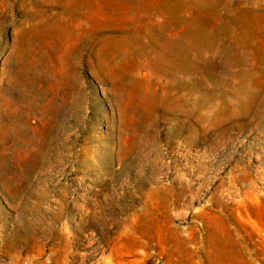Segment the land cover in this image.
I'll list each match as a JSON object with an SVG mask.
<instances>
[{
    "label": "rangeland",
    "instance_id": "rangeland-1",
    "mask_svg": "<svg viewBox=\"0 0 264 264\" xmlns=\"http://www.w3.org/2000/svg\"><path fill=\"white\" fill-rule=\"evenodd\" d=\"M0 78V264H264V0H0Z\"/></svg>",
    "mask_w": 264,
    "mask_h": 264
},
{
    "label": "bare ground",
    "instance_id": "bare-ground-1",
    "mask_svg": "<svg viewBox=\"0 0 264 264\" xmlns=\"http://www.w3.org/2000/svg\"><path fill=\"white\" fill-rule=\"evenodd\" d=\"M3 78H0V80H2ZM36 116V115H34ZM30 117V116H29ZM32 118V117H30ZM30 118H28V116L26 115V112L23 113L21 115V117L19 118L20 121H23V119H27L29 120ZM41 121V119H39ZM38 123V120H36L34 123L32 124H36ZM24 124H26V122L24 121ZM4 126V125H2ZM59 143H64V140L62 139V137L58 138V134L55 133H51V135H49V140L47 142H44V156L45 159L50 158V156L53 154V145L55 144H59Z\"/></svg>",
    "mask_w": 264,
    "mask_h": 264
}]
</instances>
